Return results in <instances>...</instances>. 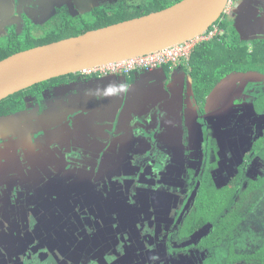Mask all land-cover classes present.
I'll return each mask as SVG.
<instances>
[{
	"label": "flooded vegetation",
	"instance_id": "1",
	"mask_svg": "<svg viewBox=\"0 0 264 264\" xmlns=\"http://www.w3.org/2000/svg\"><path fill=\"white\" fill-rule=\"evenodd\" d=\"M75 1L0 0L1 51L39 46L36 41L53 24L117 9L126 13L161 0H79L83 9ZM49 2L52 11L43 12ZM225 13L230 42L246 41L251 48L264 43V0H235ZM213 27L214 34L200 44L223 35ZM258 35L262 38L253 39ZM184 67L171 66L169 74L180 80V88L161 84L160 67H152L125 75L69 74L0 101V119L25 115L10 122L21 136L0 135V264L221 263L228 243L222 239L216 246L214 224L194 219V203L206 173L223 187L235 183L240 168L246 178L262 176L264 161L251 158L250 150L264 136V111L254 108L264 96V72L249 77L244 75L253 72L222 67L207 95L234 77L245 78L243 98L234 104L243 105L244 126L263 123L262 137L250 142L256 133L250 129L245 145L230 130L217 138L207 128L206 97L194 94ZM254 86L260 87L259 96L252 97ZM177 128L183 138H176ZM218 140L232 145L223 156ZM239 145L249 149L242 161L235 156ZM257 162L261 175L254 172ZM233 169L235 175L225 180ZM222 171L225 176L218 177Z\"/></svg>",
	"mask_w": 264,
	"mask_h": 264
},
{
	"label": "water",
	"instance_id": "2",
	"mask_svg": "<svg viewBox=\"0 0 264 264\" xmlns=\"http://www.w3.org/2000/svg\"><path fill=\"white\" fill-rule=\"evenodd\" d=\"M228 4L230 0H181L158 11L14 53L0 60V101L53 78L197 40L221 18Z\"/></svg>",
	"mask_w": 264,
	"mask_h": 264
},
{
	"label": "trees",
	"instance_id": "3",
	"mask_svg": "<svg viewBox=\"0 0 264 264\" xmlns=\"http://www.w3.org/2000/svg\"><path fill=\"white\" fill-rule=\"evenodd\" d=\"M179 1L181 0H161L158 4H153L151 7L129 9L126 13H123V10L117 9L113 11V14H109V11H104L101 14L89 15L80 21L70 19L52 28L49 33L47 32L43 35L44 39L36 41V45L51 43L67 37L80 35L88 30L139 17L149 12L164 9ZM220 22L217 21L214 25L218 26L219 30H223L221 37L210 42L197 43L191 51L190 61L187 62L188 59L182 60L177 64L184 67L183 64L187 62V66L183 70H186L188 74L192 91L195 95L198 94L201 97H203L201 92L205 96L209 95L215 82L220 79L218 71H222V67L226 68L227 66V62L223 66H220L218 60L223 58L220 57L223 55L222 50L223 48L225 49V43L231 38L232 32L227 28L225 18ZM55 29H59V31L55 32ZM212 29L211 27L205 34ZM229 42L230 40L227 42V45ZM216 48L221 51L213 54ZM22 49L24 48L19 50ZM15 51V49H8L6 52L0 49V60L5 59ZM212 68L213 70L210 71ZM170 70V65H162L159 72L165 79L169 76ZM137 71L141 70L132 72ZM45 83L47 82L41 84ZM41 84H38L36 88L40 87ZM254 108L259 112L264 111V96L258 98V103L254 104ZM250 153L251 158L258 156L264 161V136L258 142L253 143ZM248 158L250 159V157ZM194 208L196 209L194 218L196 221L198 217H202L205 222L210 221L214 224V236L218 238L216 246H219L223 242L222 239H226L228 243V254L221 258L222 261L219 264H264V218L261 221L259 220L258 225L255 227L257 228L256 231L259 230L262 233V241L260 243L258 242L249 251L237 252L233 248V241L239 236L241 225L249 219L248 216L250 215L251 217L258 212H262L264 216V171L262 172V176L251 179L246 178L244 171L240 168L239 175L231 187H223L212 182L208 174H204L200 177V186ZM256 218L257 216L253 220ZM215 237L206 239V246Z\"/></svg>",
	"mask_w": 264,
	"mask_h": 264
},
{
	"label": "rangeland",
	"instance_id": "4",
	"mask_svg": "<svg viewBox=\"0 0 264 264\" xmlns=\"http://www.w3.org/2000/svg\"><path fill=\"white\" fill-rule=\"evenodd\" d=\"M87 1H92V0H87ZM105 2L108 3L109 0H94L93 4H96L97 2ZM113 0H110V2ZM59 3H63L66 2L68 3V0H58ZM51 2H49L47 4V6H45L42 10L43 12H51L53 9V6L50 4ZM75 3H78L77 5H79L81 8V4L79 0H76ZM235 5V0H231L230 4H228L227 10L226 11H230L232 9V7ZM242 4H239V9L241 8ZM97 7V6H94ZM237 7V8H238ZM83 9V8H82ZM71 13L74 12L73 8H70ZM228 14V13H227ZM226 13L224 14L223 18L227 17ZM227 15V16H226ZM47 16H45L46 18ZM44 18V19H45ZM232 26V25H231ZM54 27V24L51 26V29ZM59 31V29H55L54 30ZM216 31V27H213V29L208 32L207 34H203L201 35L200 38H210V36H212L214 34V32ZM233 34V33H232ZM230 35V34H229ZM235 36V35H234ZM232 37V36H231ZM254 38H262V36L258 35V37H253ZM231 39V38H230ZM229 39V40H230ZM227 40V42L229 41ZM227 42L225 43V49L223 48L222 53L223 55H221L219 61V64L223 62V60L225 59L227 62V71L231 70H239V71H246V72H253V73H248L244 76H255V73L259 72V73H263L264 72V43H256L254 44V48H251V45H249V42L243 41V42H229L227 45ZM221 50L219 49H214L213 54L220 52ZM213 68L210 70L212 71ZM222 71L219 70L218 73H221ZM243 77H234L231 81L230 84H220L217 86V88L214 90L213 93L210 94L209 97L205 96L202 92L201 95L205 96V102L207 104H205L206 109H207V120L205 122L207 128L209 130H211L212 128L214 129V136H216L217 138H219V135H229V130L232 131V135L234 137L238 136V138L242 137L243 139H241L242 141L245 139V145L247 144V140L250 139V142L252 139L254 140H259L260 137H262V128H263V123L259 124L257 126L254 125H249V126H244L245 123V110L243 109V105H239V102H237V105L234 104V100L236 98H243L244 95V91L241 92V88L243 87V82H244ZM175 78V75H171L170 77L168 76L167 78L163 79L161 84H178L179 86V82L180 80H178ZM262 80H264L262 78ZM235 81V84L234 82ZM181 84V83H180ZM181 86H179L180 88ZM169 88V87H168ZM252 89H255V92L253 93L252 97L255 96H259V94L261 93L260 87H253ZM167 95H169V92L167 93ZM171 98L173 100V102L171 104L176 105L175 100V95H171ZM179 102L180 98L178 97ZM183 101L180 103L178 110H182L183 107ZM206 111V110H205ZM235 115H239L240 117H237ZM25 115H20L17 116L16 121H22L24 120ZM183 117V112L179 113V118ZM13 120V118H6V119H0V135L2 134H9L8 132L14 131L13 134L17 133V136H21V129H19L18 127L11 125V121ZM178 120L177 115L175 116V118L170 119V123L171 124H175L176 121ZM14 121V120H13ZM23 123V122H21ZM180 124V121L178 122V126ZM248 125V123H247ZM27 126V125H24ZM177 126V127H178ZM250 126L252 128H250ZM26 128H28L29 131H32L30 128V125H28ZM24 129V128H23ZM250 129H253L255 133V135H252L249 139H247L250 134L248 133V131ZM177 135L176 138H181L182 137V130L181 128H177ZM193 136V134H190ZM16 136V135H15ZM196 137V141L200 140V131H198L197 133H195L194 135ZM191 137V136H190ZM9 138H12V136H10ZM183 138V137H182ZM192 138V137H191ZM188 139V138H187ZM253 140V141H254ZM219 141V148L220 151L222 152V156L225 154V152H227V148L229 146H232L231 143L227 140H225V142L223 141ZM249 152V149L246 147L244 149L243 145H239L236 148V158L237 160L242 161L243 157H245V155ZM228 154V153H227ZM259 167H258V166ZM253 166L257 167L254 169V172L258 173L261 175V171H259L260 169V164L259 162H257V164H253ZM223 169V168H222ZM221 171V170H220ZM236 173V170L233 169L229 174V176H227L225 178V180L230 179L231 177H233ZM220 174H222V177L225 176V173L219 172L218 173V177H220ZM190 176L184 172V183H188ZM233 180V179H232ZM257 218L255 220H253L254 217ZM248 220H246L241 226L240 228V234L239 236H237V238L235 239V250L236 251H249L252 248H254L256 246V244L260 241H262V233L259 232V230L256 231L257 228H255L258 223L259 220H263L264 216L263 213L258 212L254 215H252L250 217V215L248 216ZM198 220H200V222L204 221V218L202 217H198ZM199 224H203L200 223Z\"/></svg>",
	"mask_w": 264,
	"mask_h": 264
},
{
	"label": "built area",
	"instance_id": "5",
	"mask_svg": "<svg viewBox=\"0 0 264 264\" xmlns=\"http://www.w3.org/2000/svg\"><path fill=\"white\" fill-rule=\"evenodd\" d=\"M231 2V0H230ZM205 34V33H204ZM211 37V36H210ZM206 38H198L183 44L153 52L144 56L135 57L122 62L96 67L89 70L79 72L85 75H107V74H129L135 70H149L152 67H160L162 65L176 66L182 60H187L190 57L194 46L201 40Z\"/></svg>",
	"mask_w": 264,
	"mask_h": 264
}]
</instances>
